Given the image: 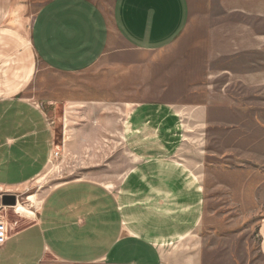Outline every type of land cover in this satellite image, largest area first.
Wrapping results in <instances>:
<instances>
[{
	"label": "crops",
	"instance_id": "crops-1",
	"mask_svg": "<svg viewBox=\"0 0 264 264\" xmlns=\"http://www.w3.org/2000/svg\"><path fill=\"white\" fill-rule=\"evenodd\" d=\"M217 3L197 11L193 0H114L108 8L49 0L30 24L23 0H0L5 193L21 195L44 172L58 122L100 121L101 91L70 78L108 54L153 57L139 88L127 93L124 140L137 164L116 190L89 180L58 186L32 223L0 247V264H201L182 242L202 222L205 192L181 150L211 111L241 110L253 99L244 95H264V0ZM181 45L183 52H171ZM45 73L70 80L44 83Z\"/></svg>",
	"mask_w": 264,
	"mask_h": 264
},
{
	"label": "rangeland",
	"instance_id": "rangeland-1",
	"mask_svg": "<svg viewBox=\"0 0 264 264\" xmlns=\"http://www.w3.org/2000/svg\"><path fill=\"white\" fill-rule=\"evenodd\" d=\"M47 1L23 0L30 24ZM93 1L104 8L114 2ZM217 1L193 0L197 11L218 6ZM183 50L181 45L171 52ZM152 59L130 51L108 54L81 78H70L76 82L82 79V84L101 91L102 117L100 121L93 119L91 126L83 125L84 121L81 125L77 118L57 123L52 156L44 172L25 186L21 195L0 197V217L13 223L8 222L10 234L28 227L46 197L60 185L80 180L97 182L110 190L121 185L137 164L124 140L125 121L132 108L126 102L133 97L127 93L139 88L142 66ZM46 79L70 80L50 73L41 75L40 80L45 83ZM244 97L253 98L245 102L244 109L214 110L206 125L196 130L189 127L190 138L181 150V161L191 167L205 192L202 222L182 242L186 251L200 255L201 264H264V95ZM134 98L137 102L145 99L137 93ZM31 196H37L40 207L31 204ZM45 264L62 263L52 258Z\"/></svg>",
	"mask_w": 264,
	"mask_h": 264
},
{
	"label": "built area",
	"instance_id": "built-area-1",
	"mask_svg": "<svg viewBox=\"0 0 264 264\" xmlns=\"http://www.w3.org/2000/svg\"><path fill=\"white\" fill-rule=\"evenodd\" d=\"M5 192L0 190V197L5 196ZM10 235V227L8 222H6L2 217H0V247L6 245Z\"/></svg>",
	"mask_w": 264,
	"mask_h": 264
},
{
	"label": "bare ground",
	"instance_id": "bare-ground-1",
	"mask_svg": "<svg viewBox=\"0 0 264 264\" xmlns=\"http://www.w3.org/2000/svg\"><path fill=\"white\" fill-rule=\"evenodd\" d=\"M44 177V176H43ZM37 195H38V193H37ZM28 200L29 201H32V205L33 206H39L40 207V205H41V203L39 202V201H37V196H31V197H29L28 198ZM17 206V205H16ZM18 206H20V204H18ZM15 208V207H14Z\"/></svg>",
	"mask_w": 264,
	"mask_h": 264
},
{
	"label": "water",
	"instance_id": "water-1",
	"mask_svg": "<svg viewBox=\"0 0 264 264\" xmlns=\"http://www.w3.org/2000/svg\"><path fill=\"white\" fill-rule=\"evenodd\" d=\"M5 198H6V199L9 198V196H5Z\"/></svg>",
	"mask_w": 264,
	"mask_h": 264
}]
</instances>
